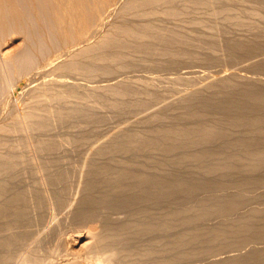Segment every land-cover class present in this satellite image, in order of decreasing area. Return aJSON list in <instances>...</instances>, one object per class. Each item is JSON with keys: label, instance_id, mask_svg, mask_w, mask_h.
<instances>
[{"label": "bare ground", "instance_id": "1", "mask_svg": "<svg viewBox=\"0 0 264 264\" xmlns=\"http://www.w3.org/2000/svg\"><path fill=\"white\" fill-rule=\"evenodd\" d=\"M10 33L92 85L0 102V264H264V0H0Z\"/></svg>", "mask_w": 264, "mask_h": 264}, {"label": "rangeland", "instance_id": "2", "mask_svg": "<svg viewBox=\"0 0 264 264\" xmlns=\"http://www.w3.org/2000/svg\"><path fill=\"white\" fill-rule=\"evenodd\" d=\"M7 35V34H6ZM10 35V36H9ZM7 37H8V39L9 40H7L6 38H3L4 40L2 41H0L1 43V46H0V52L2 51L3 53L4 52H8V54H10L11 56V58H9V59H13L14 60V57L16 56V54H17V56L19 57V56H21L22 54H24L25 53V50H26V42H23L22 41V38L20 37V36H17V35H15V34H12V33H10ZM10 38L12 39V41H10ZM46 42V41H45ZM4 44V46L5 47H3V44ZM6 43V44H5ZM44 44V43H43ZM46 45L48 44L47 42L45 43ZM41 45L40 47H37L35 50H37L38 51V53H39V51H40V49H41V53H43L44 55H46L45 53H47V54H52L54 51H55V47L53 46V44L54 43H50V44H52L51 45V50H50V48H47V46L46 45ZM50 44H48V46L50 45ZM43 46V47H42ZM53 46V47H52ZM44 48V49H43ZM7 50V51H6ZM43 50H46V51H44L43 52ZM52 50H54L52 53H51V51ZM9 51H11V52H9ZM49 53H48V52ZM23 52V53H22ZM38 56H40V55H38ZM13 60H10V61H13ZM15 61V60H14ZM31 61L32 62H34L36 65L35 66H33L34 68H36V66H37V59L35 60V59H31ZM36 61V62H35ZM31 62V63H32ZM0 67L2 68H0V73H2V74H0V102L2 103H4L5 101H7L6 99L7 98H9V97H12L13 95V99L11 100L12 101V103H15L16 101H15V99H14V97H15V95H19V93L21 94V95H25L26 93H29V91H28V89H33V88H35L36 89V91L37 92H42V91H48V92H52V91H54V90H57V86H53L54 85V82H53V80L57 83V81L58 80H61V78L63 79V77H65L67 80H68V82L70 81V82H78V84H80V91L84 88H88L90 85H92V83H88V80L87 79H84V78H79V76L77 77V76H75V77H73L72 75H69V76H67V75H64V73H62V72H60V71H54V73H52V71H48V72H44V73H39V74H44V75H39L38 74V76L37 75H35V73H34V68L32 67V64L29 66L30 68H29V70H26L25 69V71H21L20 73H18V71L16 70H12V69H10V72H8V70H9V67H8V65H7V63H6V65L7 66H5V64H4V62H2V61H0ZM4 64V65H3ZM34 65V64H33ZM6 68V69H5ZM220 70V69H222V67L221 68H216V69H214L213 71H208V73H204V72H206V70H199V69H193V71H199V73H198V71H197V73H194V74H188V75H185L184 77H187V79H189V81H190V78H191V80L193 81V83H197L198 81H201V79L203 78V77H205V75L206 74H209V72H210V74L209 75H213L212 74V72L214 73L215 71H217V70ZM31 70H32V72H31ZM34 70V71H33ZM4 73H3V72ZM12 72V73H11ZM22 72H24V73H22ZM26 72V73H25ZM28 72H30V76H29V73ZM61 74H60V73ZM203 72V73H202ZM236 72H238V71H236ZM50 75H48V74ZM50 73H52V74H50ZM19 74H21V75H24V76H27V77H24V79H23V76H21V75H19ZM26 74H28V75H26ZM33 74V75H32ZM59 74V75H58ZM204 76H203V75ZM16 75H17V77L18 76H20L18 79H17V77H16ZM58 75V76H57ZM62 75V76H61ZM200 75V76H199ZM14 76V77H13ZM29 76V77H28ZM40 76H42V77H40ZM44 76H46V77H44ZM61 76V77H60ZM193 76V77H192ZM11 77V78H10ZM16 77V78H15ZM49 77V78H48ZM51 77V78H50ZM60 77V78H59ZM10 78V79H9ZM57 78H59V79H57ZM73 78H76V79H73ZM15 79V80H14ZM19 81V83H18V81ZM46 79H47V82H46ZM49 79L51 80V81H49ZM65 79V80H66ZM7 82H6V81ZM27 80L29 81V83L27 82ZM39 80V81H38ZM77 80V81H76ZM82 80V81H81ZM22 81H25V82H22ZM33 81H35V82H33ZM192 81H190V83L192 82ZM208 81V80H207ZM12 82V83H11ZM18 83V84H20V83H22V84H20V85H18V84H16V83ZM53 83V85H52V83ZM84 82V83H83ZM206 82V80H202V84L203 83H205ZM24 83V84H23ZM32 83V84H31ZM42 83V84H41ZM82 83H83V85H82ZM88 83V84H87ZM5 84V85H4ZM13 84V85H12ZM32 86H31V85ZM33 84H34V87H33ZM37 84V85H36ZM40 84V85H39ZM8 85V86H7ZM30 85V86H29ZM36 85V86H35ZM160 86V88L161 87H170L172 84H170V83H166V82H160V84H159ZM45 86V87H44ZM85 86V87H84ZM27 87V88H26ZM39 87V88H38ZM41 87V88H40ZM172 87L173 88H175L176 90H183V89H185L184 87H187V86H185V85H181L180 86V84H178V85H172ZM182 87V88H181ZM9 88V89H8ZM26 88V89H25ZM46 88V89H45ZM82 88V89H81ZM22 89V90H21ZM42 89H44V90H42ZM26 90V91H25ZM49 90H51V91H49ZM23 91H24V93H23ZM28 91V92H27ZM3 92H5V94H3ZM7 92H9L8 94H7ZM15 92V94H13ZM22 92V93H21ZM31 92V91H30ZM36 92V93H37ZM34 93H35V91H34ZM30 94H33V92H31ZM8 95H9V97H8ZM17 95V96H18ZM3 97V98H2ZM7 97V98H6ZM27 97V96H26ZM6 98V99H5ZM19 98V97H18ZM20 98H21V96H20ZM14 101V102H13ZM18 103L16 102L15 103V108L19 111V108H21V104L18 106L17 105ZM5 111V112H4ZM4 111H2L0 114V116H4L5 115V113H6V110H4ZM4 112V113H3ZM19 116V115H18ZM1 118H3V117H1ZM22 128H23V130H24V135H28L29 134V132H28V130L26 129V126H25V124L23 123L22 124ZM28 132V133H27ZM71 241V242H70ZM70 241H69V248L73 251L74 250V252H77V251H79L80 249L79 248H81V246L86 242V238L85 237H80V236H78L77 234L76 235H74V237L72 238V239H70ZM73 241V242H72Z\"/></svg>", "mask_w": 264, "mask_h": 264}]
</instances>
